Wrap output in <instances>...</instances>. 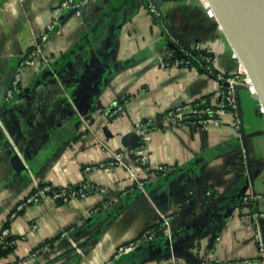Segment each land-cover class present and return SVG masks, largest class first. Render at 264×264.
<instances>
[{"label":"crops","instance_id":"crops-1","mask_svg":"<svg viewBox=\"0 0 264 264\" xmlns=\"http://www.w3.org/2000/svg\"><path fill=\"white\" fill-rule=\"evenodd\" d=\"M61 1L0 0V230L10 220L17 238L0 264H106L147 230L151 239L111 264H192L186 249L203 261L257 255L264 223L242 215L249 188L264 212V114L253 94L241 89L244 135L230 116L205 129L164 117L219 86L196 67H165L168 41L200 42L218 72L245 71L209 0H95L80 14L66 12L44 43L50 66L25 69L20 90L7 98L22 55ZM137 124L152 126L140 148L146 165L122 143ZM14 154L24 171L14 169ZM45 182L92 188L67 203L47 197L11 217ZM163 216L170 236L159 228Z\"/></svg>","mask_w":264,"mask_h":264},{"label":"built area","instance_id":"built-area-1","mask_svg":"<svg viewBox=\"0 0 264 264\" xmlns=\"http://www.w3.org/2000/svg\"><path fill=\"white\" fill-rule=\"evenodd\" d=\"M89 1L95 0H62L53 9L54 19L47 25L46 30L42 35L36 38L34 45L26 51L19 63L16 66L15 73L9 89L7 90L6 97L11 98L15 93L20 90L22 76L27 68H33L38 65L43 67L50 66L51 58L47 55L44 50V43L47 41L50 33L55 29L58 24L60 16L66 12L74 11L77 14L81 13L83 5ZM150 9L157 12L156 5L150 3ZM173 42V41H172ZM176 47H170L168 49L166 61L164 62L165 67H196L197 69L214 75L218 89L209 95L195 99L192 101L184 102L178 105L174 109H170L164 114L165 119L178 123H184L197 128L205 129L210 125H221L223 124L224 117L230 116L235 129L242 133L244 130V107L242 104L241 89L239 86H245L252 94L251 83L249 81V75L243 69L236 74H225L218 72L215 69V58L212 53L208 52L204 46L197 42L193 45H184L181 43L173 42ZM179 50L181 56H175L174 51ZM121 109V106L115 108V112ZM113 113V114H114ZM112 114V115H113ZM86 125L89 126L91 123L90 119L83 117ZM152 126L145 124H137L134 128V132L137 133L140 140V145L135 148L126 147L131 152L138 151L140 154L139 160L143 165L147 164V157L142 154L140 148L147 144L149 138V132ZM136 149V150H134ZM122 153L117 156L120 157ZM122 165L125 163L120 160ZM126 166V165H125ZM87 167V170H90ZM141 190L144 189V181L138 182ZM53 183L45 182L37 184L34 190L23 198L15 207L11 213V217H14L20 211L32 204L42 202L47 197L55 201H62L64 203L69 202L73 198L85 197L88 191L92 188L89 184H84L81 187H57ZM105 191V189H101ZM206 195H212V190L208 189ZM260 196L253 191L251 188L247 189L242 199V215L255 223L260 225V219L264 218V212L258 211L257 204ZM159 228L163 230L167 235L170 236V217L163 216L160 222ZM10 233L9 229H3L1 232L0 240H3L5 236ZM63 234H67L64 232ZM258 254L241 259H231L227 261H215L211 257L206 258L204 264H264V239L261 233L258 231ZM152 231L147 230L142 236L137 239L123 243L119 245L114 253L112 259L106 264H111L114 259L129 253L139 247L144 241L151 239Z\"/></svg>","mask_w":264,"mask_h":264},{"label":"water","instance_id":"water-1","mask_svg":"<svg viewBox=\"0 0 264 264\" xmlns=\"http://www.w3.org/2000/svg\"><path fill=\"white\" fill-rule=\"evenodd\" d=\"M209 2L232 47L244 63L248 75L257 90L259 99L264 105V74L262 73L264 59L261 58L259 52H255L251 48L249 40L245 35L247 32H252L264 41V0H209ZM171 33L173 36L178 37L173 30H171ZM168 46L176 47L172 41H168ZM9 87L10 83L6 86L5 94ZM242 88H245V86H239V89ZM253 96L256 99L254 94ZM257 109L262 111L260 102L257 104ZM104 131L109 134L107 126H104ZM122 143L125 147L129 148H135L141 144L139 136L134 131L123 135ZM11 163L16 171H24L25 165L17 154L12 156ZM260 223L263 225L264 218L260 219ZM183 255L192 264H204L201 257L188 249L183 251Z\"/></svg>","mask_w":264,"mask_h":264},{"label":"trees","instance_id":"trees-1","mask_svg":"<svg viewBox=\"0 0 264 264\" xmlns=\"http://www.w3.org/2000/svg\"><path fill=\"white\" fill-rule=\"evenodd\" d=\"M174 55L180 57L181 52L179 50H176V51H174ZM77 187L79 188L81 186H74V188H77ZM54 189H58V188L54 187ZM9 222H10V220L0 230V237H1V232L3 229H10V227H9L10 223ZM16 241H17V238L14 235H12L11 233H9L7 236H5L3 240H0V256L1 257H8L11 254H13L15 251V248H16ZM48 243L52 244V240H48L45 243H43L42 245H40V247L37 249V251H40Z\"/></svg>","mask_w":264,"mask_h":264},{"label":"bare ground","instance_id":"bare-ground-1","mask_svg":"<svg viewBox=\"0 0 264 264\" xmlns=\"http://www.w3.org/2000/svg\"><path fill=\"white\" fill-rule=\"evenodd\" d=\"M245 35L247 36V38H248V40H249V44H250L251 48L254 49L255 52H259L260 55H261V58L264 59V41L261 40L260 38H258V37H257L254 33H252V32H247V33H245ZM262 56H263V57H262ZM243 64H244V63H243ZM244 67H245V65H244ZM262 68H263V72H262V73L264 74V66H263V64H262ZM245 71H246V73H248L246 67H245ZM249 81H250V83H251V89H252V92H253V94L255 95L256 99L261 103L262 111H264V105H263V103H262V102L260 101V99H259V96H258L257 90H256V88H255V86H254V83L252 82L250 76H249Z\"/></svg>","mask_w":264,"mask_h":264},{"label":"rangeland","instance_id":"rangeland-1","mask_svg":"<svg viewBox=\"0 0 264 264\" xmlns=\"http://www.w3.org/2000/svg\"><path fill=\"white\" fill-rule=\"evenodd\" d=\"M243 96H244V94H243ZM258 102H259V101L256 99V104H258ZM260 112H261L262 115L264 114V111H261V110H260Z\"/></svg>","mask_w":264,"mask_h":264}]
</instances>
